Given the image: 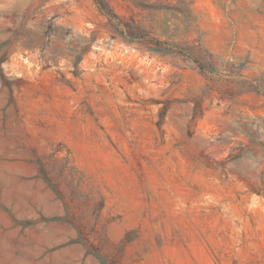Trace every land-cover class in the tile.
<instances>
[{
    "label": "rangeland",
    "instance_id": "obj_1",
    "mask_svg": "<svg viewBox=\"0 0 264 264\" xmlns=\"http://www.w3.org/2000/svg\"><path fill=\"white\" fill-rule=\"evenodd\" d=\"M0 0V264H264V0Z\"/></svg>",
    "mask_w": 264,
    "mask_h": 264
},
{
    "label": "trees",
    "instance_id": "obj_2",
    "mask_svg": "<svg viewBox=\"0 0 264 264\" xmlns=\"http://www.w3.org/2000/svg\"><path fill=\"white\" fill-rule=\"evenodd\" d=\"M95 2H97V4L99 5V8L106 9V5L103 2V0H95Z\"/></svg>",
    "mask_w": 264,
    "mask_h": 264
}]
</instances>
